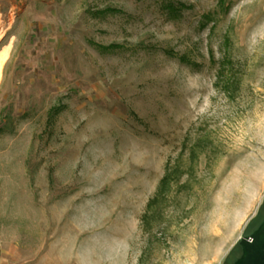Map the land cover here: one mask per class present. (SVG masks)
Returning <instances> with one entry per match:
<instances>
[{
  "label": "rangeland",
  "instance_id": "obj_1",
  "mask_svg": "<svg viewBox=\"0 0 264 264\" xmlns=\"http://www.w3.org/2000/svg\"><path fill=\"white\" fill-rule=\"evenodd\" d=\"M0 56V264L239 256L264 214V0H0Z\"/></svg>",
  "mask_w": 264,
  "mask_h": 264
},
{
  "label": "water",
  "instance_id": "obj_2",
  "mask_svg": "<svg viewBox=\"0 0 264 264\" xmlns=\"http://www.w3.org/2000/svg\"><path fill=\"white\" fill-rule=\"evenodd\" d=\"M239 256L233 264H264V216L256 228L238 241Z\"/></svg>",
  "mask_w": 264,
  "mask_h": 264
},
{
  "label": "trees",
  "instance_id": "obj_3",
  "mask_svg": "<svg viewBox=\"0 0 264 264\" xmlns=\"http://www.w3.org/2000/svg\"><path fill=\"white\" fill-rule=\"evenodd\" d=\"M162 7L167 11L168 14H170V15H174V14L179 13V11H180L184 6H183L182 4H175V3H173V2H164L163 5H162ZM164 53H165L166 55H168V56L178 57V59H179L180 62L188 63V60H185V58H183L182 56H177V54L174 53V52L171 51V50H164ZM54 111H56V113H57V110H54ZM262 206H264V201H263V203H262ZM263 216H264V214H263ZM263 216H262V217H263ZM262 217H261V219H262ZM261 219L258 221L257 225L259 224V222L261 221ZM257 225H256V226H257ZM256 226H255V228H256ZM255 228H254V229H255ZM239 254H240V253H239ZM228 258H229V256L227 257V259L225 260V262H224L223 264H226V263H227ZM236 258H237V257H235L233 260H231V263H230V264H233V261H234Z\"/></svg>",
  "mask_w": 264,
  "mask_h": 264
},
{
  "label": "bare ground",
  "instance_id": "obj_4",
  "mask_svg": "<svg viewBox=\"0 0 264 264\" xmlns=\"http://www.w3.org/2000/svg\"><path fill=\"white\" fill-rule=\"evenodd\" d=\"M1 60H2V56H0V62H1Z\"/></svg>",
  "mask_w": 264,
  "mask_h": 264
}]
</instances>
